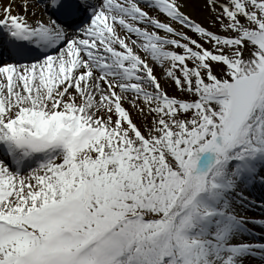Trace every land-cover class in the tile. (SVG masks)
<instances>
[{"label": "snow or ice", "instance_id": "1", "mask_svg": "<svg viewBox=\"0 0 264 264\" xmlns=\"http://www.w3.org/2000/svg\"><path fill=\"white\" fill-rule=\"evenodd\" d=\"M254 188L264 0H0V264H264Z\"/></svg>", "mask_w": 264, "mask_h": 264}, {"label": "bare ground", "instance_id": "2", "mask_svg": "<svg viewBox=\"0 0 264 264\" xmlns=\"http://www.w3.org/2000/svg\"><path fill=\"white\" fill-rule=\"evenodd\" d=\"M252 193H253V195H255L258 198L261 196H264V192H262L259 188L252 189ZM248 214L250 216H254L256 218H260V217L264 216V213H262L261 210H259V209H257L256 211L250 212Z\"/></svg>", "mask_w": 264, "mask_h": 264}, {"label": "rangeland", "instance_id": "3", "mask_svg": "<svg viewBox=\"0 0 264 264\" xmlns=\"http://www.w3.org/2000/svg\"><path fill=\"white\" fill-rule=\"evenodd\" d=\"M196 2H198V0H192V4L194 5ZM190 11H195V8L194 7H190L189 9ZM258 225H249V227H257ZM257 229H260L259 230V233H264V229L260 228V227H257Z\"/></svg>", "mask_w": 264, "mask_h": 264}]
</instances>
